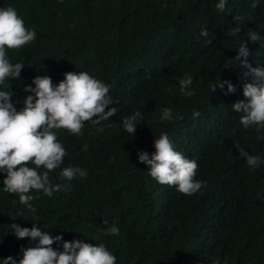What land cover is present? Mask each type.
I'll use <instances>...</instances> for the list:
<instances>
[{
  "label": "trees",
  "instance_id": "16d2710c",
  "mask_svg": "<svg viewBox=\"0 0 264 264\" xmlns=\"http://www.w3.org/2000/svg\"><path fill=\"white\" fill-rule=\"evenodd\" d=\"M236 1L227 0L225 11L218 12L219 0H0V8L14 7L36 33L33 43L8 52L11 63L24 65L20 78L6 81L10 87L2 89L13 93L18 111L28 95L35 99L25 87H35L36 76L47 75L55 85L64 73L81 71L111 86L110 107L118 109L99 125L85 123L82 135L57 132L68 155L49 176L53 184L68 187L51 197L30 192L37 197L31 201L35 211L17 194L3 191L0 179V259L19 261L22 248L38 243L18 239L15 223L34 224L64 241L103 243L116 264H264V163L250 168L236 148L264 161V138H258L264 131L245 128L241 114L230 113L232 104L246 98L244 79L235 66L228 67L245 30L260 35L256 43L247 41L249 63L264 52V0H256L241 30L230 34L227 17ZM234 15L239 21L243 13ZM202 29L209 35L202 36ZM188 75L191 97L183 96L179 85ZM219 79L230 81L235 93L227 92V84L213 92ZM209 99L215 112L193 118L192 109L209 105ZM164 107L193 128L183 120L161 122ZM136 111L143 120L132 136L123 118ZM177 126L191 131L172 140L177 151L186 156L190 147L202 148L196 179L206 187L191 196L175 189L167 211L174 220L159 225L139 207L151 192L145 191L148 166L139 162L138 152L149 153L154 139ZM68 166L85 169L87 176L61 180L60 171ZM113 225L119 235H105ZM52 247L63 250L62 242Z\"/></svg>",
  "mask_w": 264,
  "mask_h": 264
},
{
  "label": "clouds",
  "instance_id": "9594fccd",
  "mask_svg": "<svg viewBox=\"0 0 264 264\" xmlns=\"http://www.w3.org/2000/svg\"><path fill=\"white\" fill-rule=\"evenodd\" d=\"M226 3L227 0H219L216 4L217 11L224 12ZM255 6L256 0H253V3L243 0L234 3L227 17L226 27L230 34L241 30L242 19L247 17ZM237 10L243 13L239 21L236 15L233 17ZM201 35L209 34L206 29H202ZM35 38V31L25 27L24 20L14 7L0 8V172L6 173L4 178L0 179L3 180V191L17 194L20 203L31 211H35L31 201L37 197L30 195V192H42L51 197L53 192L66 191L68 187L65 184H53L49 176L50 172L60 168L68 155L57 138V132L66 130L74 136L82 135L85 123L99 125L118 111L116 107H110L114 103L109 95L111 86L83 71L66 72L64 79L55 85L47 75L36 76L33 79L35 87H25L26 92L34 93L35 99L28 95L24 99L23 108L18 111L11 102L13 93L2 89L10 87V84H5L6 81L20 78L24 65L19 62L11 63L8 52L22 49L33 43ZM247 41L256 43L260 41V35L254 30H245L236 55L229 61L228 67L235 66L237 74L245 81L243 96L246 98L232 104L233 110L230 113H240L239 122L245 128L254 126L260 133L264 131V52L249 63L251 51ZM248 77L252 82H247ZM192 84L190 75L180 79V91L183 96L194 95V91L190 90ZM225 84L227 92L235 93L236 89L230 81L220 79L211 90L215 92L218 87L223 89ZM192 110H196L192 113L193 118L199 117L200 113L207 118L215 112L211 99L209 105ZM183 119V115L174 113L168 107L161 109V122ZM142 120V114L136 111L123 118V127L133 136L137 124ZM183 122L190 123L188 128H193L191 122ZM188 128L182 131L177 126L174 132L162 133L159 138L154 139V148L149 153L138 152L139 162L143 163L144 168L148 166V175L144 179L145 191L151 192L139 207L159 225L174 220L167 211L169 195L175 189L183 195L191 196L206 187L205 181L196 179L202 148L196 151L190 147L191 151L185 156L174 148L172 142L175 137L190 133ZM99 130L103 131V128ZM236 148L250 168L256 169L264 163L260 156L250 155L239 145H236ZM77 176L86 177L87 171L80 167L68 166L62 168L59 174L61 180L67 181ZM104 223L107 224V221ZM11 227L18 239L28 238L38 243L35 247L22 248L19 261L8 256L0 259V264H116V257L103 243L96 245L80 240L64 241L62 236H51L34 224L28 228L13 223ZM105 235H119V228L110 226L105 230ZM57 242H62V251L52 247Z\"/></svg>",
  "mask_w": 264,
  "mask_h": 264
}]
</instances>
